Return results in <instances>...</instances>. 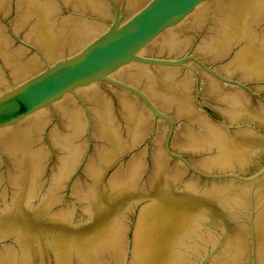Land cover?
<instances>
[{
    "label": "water",
    "instance_id": "95a60500",
    "mask_svg": "<svg viewBox=\"0 0 264 264\" xmlns=\"http://www.w3.org/2000/svg\"><path fill=\"white\" fill-rule=\"evenodd\" d=\"M0 256L264 264V0H0Z\"/></svg>",
    "mask_w": 264,
    "mask_h": 264
}]
</instances>
